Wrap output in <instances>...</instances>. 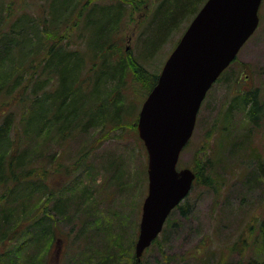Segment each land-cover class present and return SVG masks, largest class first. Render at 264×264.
<instances>
[{
	"label": "rangeland",
	"instance_id": "374dc122",
	"mask_svg": "<svg viewBox=\"0 0 264 264\" xmlns=\"http://www.w3.org/2000/svg\"><path fill=\"white\" fill-rule=\"evenodd\" d=\"M85 1L78 2L84 4ZM139 1L143 2L135 0ZM60 2L0 0V14L3 16L11 6L15 16L26 13L44 17L48 5ZM87 2L90 5L114 1ZM154 5L155 1L147 0L140 8L132 9L128 3L121 14L114 45L117 52H130L148 72L159 73L189 22L181 23L180 29L168 35L157 51L144 59L142 37ZM258 16L255 31L208 89L198 109L193 133L178 158V168H191L197 162L202 164L209 160L216 191L204 184L191 187L180 202L184 208L190 207L189 213L183 214L178 207L170 211L157 236L158 242L143 252L145 264L264 261V236L250 231V226L264 219V113L253 122L245 113L246 106L230 107L240 91L249 94L256 91L259 102L264 101V0H261ZM75 19L72 14V21ZM82 42L76 30H72L70 47L81 49ZM125 77L129 88L124 98L133 106L124 127L107 133L102 127H92L76 133L66 145L48 141L44 144L41 137L29 138L24 144L32 156L39 154L42 162L49 153L53 156L51 160L61 154L65 165L74 159L83 162L72 169V174L59 171L53 175L55 187L60 191L58 198L64 202L56 229L60 239L49 244V239L43 237L39 244L28 243L21 249L19 239L12 251L16 252L18 264H45L47 248L52 254L47 264H102L109 256L117 259L118 264H129L147 193V152L136 128L144 92L133 91L136 85L128 73ZM227 111L229 115H225ZM45 201L44 193L34 192L14 202L12 221L18 219L21 210L25 217L31 218L36 209L42 211ZM71 227L72 233L66 236ZM238 237H244L247 242L245 250L242 254L230 252L227 255V245ZM9 247L13 248L11 244Z\"/></svg>",
	"mask_w": 264,
	"mask_h": 264
},
{
	"label": "trees",
	"instance_id": "16d2710c",
	"mask_svg": "<svg viewBox=\"0 0 264 264\" xmlns=\"http://www.w3.org/2000/svg\"><path fill=\"white\" fill-rule=\"evenodd\" d=\"M78 1L50 4L44 17L26 13L15 16L11 6L3 16L0 14V231H4L0 234V264H18L16 252L12 251L19 239L20 249L28 243L39 244L43 237L49 239V244L58 242L56 229L64 202L58 198L60 191L53 175L59 171L72 174V169L83 162L74 159L65 165L61 154L51 160L50 153L42 162L39 154L32 156L31 150L25 148L27 139L41 137L44 144L48 141L60 146L92 127H102L106 133L119 130L128 121L133 106L124 98L129 88L125 74L137 87L133 91H143L144 98L157 80V72H148L130 52H117L114 45L128 3L137 9L147 0L90 5L87 0L84 4ZM152 1L155 5L142 37L144 59L153 55L168 35L180 29L181 23L190 22L205 0ZM72 30L83 41L82 50L70 47ZM238 105L248 108L245 113L253 122L264 113V101L259 102L256 91L238 92L230 107ZM203 162L191 167L195 173L192 186L204 184L216 191L211 163L207 159ZM34 192L45 195L42 211L36 209L29 218L21 210L18 219L12 221L13 203ZM8 203L11 205L7 206ZM176 207L183 214L190 211V207L184 208L180 203ZM71 229L66 236L72 233ZM253 230L264 236V219L250 226ZM157 242L156 237L151 245ZM246 244L244 237L236 238L227 245V255L242 254ZM48 250L45 264L52 258ZM143 256L137 260L133 253L129 264H145ZM109 257L102 264L113 260L118 264L117 259ZM246 264L264 261L248 260Z\"/></svg>",
	"mask_w": 264,
	"mask_h": 264
},
{
	"label": "water",
	"instance_id": "95a60500",
	"mask_svg": "<svg viewBox=\"0 0 264 264\" xmlns=\"http://www.w3.org/2000/svg\"><path fill=\"white\" fill-rule=\"evenodd\" d=\"M260 3L205 0L141 104L136 128L147 152V193L134 244L137 260L192 187L195 173L177 167L179 154L193 133L206 92L256 29Z\"/></svg>",
	"mask_w": 264,
	"mask_h": 264
}]
</instances>
